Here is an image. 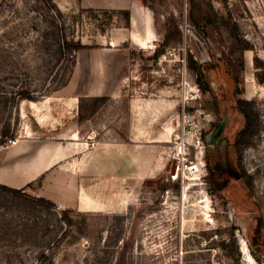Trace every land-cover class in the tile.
Instances as JSON below:
<instances>
[{"label":"rangeland","instance_id":"rangeland-1","mask_svg":"<svg viewBox=\"0 0 264 264\" xmlns=\"http://www.w3.org/2000/svg\"><path fill=\"white\" fill-rule=\"evenodd\" d=\"M166 1L149 0L156 39L141 43L124 12L0 0V145L54 141L97 202L0 184V264H264V0H170L161 23ZM242 109L251 182L220 201L201 136L222 110L239 133Z\"/></svg>","mask_w":264,"mask_h":264},{"label":"crops","instance_id":"crops-1","mask_svg":"<svg viewBox=\"0 0 264 264\" xmlns=\"http://www.w3.org/2000/svg\"><path fill=\"white\" fill-rule=\"evenodd\" d=\"M76 4L80 8L103 9L110 11L129 12L128 25L124 27L131 33L139 31L141 43L155 40L147 35L154 34L156 10L149 5V0H62ZM167 6L161 5L157 13L161 14V23H164V14L179 9L170 1ZM165 4V2H163ZM163 18V19H162ZM169 19V18H168ZM167 19V20H168ZM126 21V20H125ZM138 32V34H139ZM135 34V33H134ZM130 36V35H129ZM135 36V35H134ZM130 38V37H129ZM47 119L55 118L50 111L45 113ZM54 124V123H49ZM37 140V141H36ZM66 158L60 147L52 140H40L25 137L14 146L0 145V184L12 188H23L35 180H41L43 194L54 202L65 203L67 206L93 207L97 202L88 193L81 181L79 163L62 165ZM156 164L154 168H159ZM155 171V170H154ZM95 187L94 178L89 177V186ZM90 190V189H89ZM90 193V192H89ZM86 195V197H85Z\"/></svg>","mask_w":264,"mask_h":264},{"label":"flooded vegetation","instance_id":"flooded-vegetation-1","mask_svg":"<svg viewBox=\"0 0 264 264\" xmlns=\"http://www.w3.org/2000/svg\"><path fill=\"white\" fill-rule=\"evenodd\" d=\"M215 115L210 127L202 133L203 146L199 161L203 167L201 179L205 188L214 198L224 201L238 188L245 191L251 182L241 163L242 151L251 136L248 133L228 132L227 110L217 111ZM251 237V245L258 246L260 239L257 228Z\"/></svg>","mask_w":264,"mask_h":264},{"label":"trees","instance_id":"trees-1","mask_svg":"<svg viewBox=\"0 0 264 264\" xmlns=\"http://www.w3.org/2000/svg\"><path fill=\"white\" fill-rule=\"evenodd\" d=\"M124 13H125V16H126V18H125V24H126V26L128 25V21H129V12L128 11H123ZM175 29L176 30H178V28L177 27H175ZM177 39L179 40V41H181V35H180V33L178 32L177 33ZM93 99H97V100H102V101H104V99H105V97L104 96H94L93 97ZM101 101V102H102ZM100 102V103H101ZM91 112L92 113H94V109H92L91 110ZM90 112V113H91ZM242 112L244 113V115H245V117H246V125L243 127V129L239 132L240 134H242V133H248V134H250V136H251V126H252V113H251V111L249 110H244V109H242ZM91 113V114H92ZM248 142H249V140H248ZM30 184V183H29ZM28 184V185H29ZM2 186H4V185H2ZM4 187H6V186H4Z\"/></svg>","mask_w":264,"mask_h":264},{"label":"built area","instance_id":"built-area-1","mask_svg":"<svg viewBox=\"0 0 264 264\" xmlns=\"http://www.w3.org/2000/svg\"><path fill=\"white\" fill-rule=\"evenodd\" d=\"M19 142V138L18 137H9L7 138V140L4 142L5 146H14ZM185 147V145H184ZM174 157H176V155L173 154Z\"/></svg>","mask_w":264,"mask_h":264},{"label":"bare ground","instance_id":"bare-ground-1","mask_svg":"<svg viewBox=\"0 0 264 264\" xmlns=\"http://www.w3.org/2000/svg\"><path fill=\"white\" fill-rule=\"evenodd\" d=\"M240 245H241L242 251H243L247 256H249V259H251V258H250V253H249V251H248V248H247V246H246L244 240H242V241L240 242Z\"/></svg>","mask_w":264,"mask_h":264}]
</instances>
